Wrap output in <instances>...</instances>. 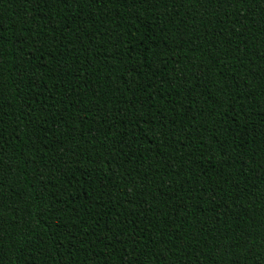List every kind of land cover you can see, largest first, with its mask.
Here are the masks:
<instances>
[{
  "label": "trees",
  "instance_id": "obj_1",
  "mask_svg": "<svg viewBox=\"0 0 264 264\" xmlns=\"http://www.w3.org/2000/svg\"><path fill=\"white\" fill-rule=\"evenodd\" d=\"M0 264H264V0H0Z\"/></svg>",
  "mask_w": 264,
  "mask_h": 264
}]
</instances>
